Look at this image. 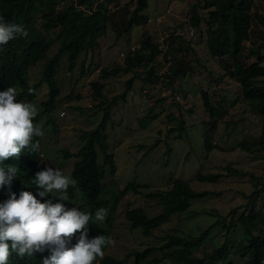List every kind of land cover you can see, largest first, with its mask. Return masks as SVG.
I'll list each match as a JSON object with an SVG mask.
<instances>
[{
  "label": "rangeland",
  "instance_id": "1",
  "mask_svg": "<svg viewBox=\"0 0 264 264\" xmlns=\"http://www.w3.org/2000/svg\"><path fill=\"white\" fill-rule=\"evenodd\" d=\"M83 0H61L59 7L76 5L78 10L89 13V5H79ZM95 0L93 8L100 2ZM149 7L145 14L154 21L141 27H135L131 34L119 36L120 23L132 16L136 3L131 0H113L108 5L110 10L108 33L101 39L100 46L94 51L82 54L73 71L69 70L68 54L60 61L56 78L60 87V97L56 108L51 113L44 110L49 88L43 84L42 72L46 62L58 51L55 44L48 53L47 60H42L28 72V84L35 87L36 98L30 100L40 114L38 124H42L43 137H40L38 153L41 168H59L68 176L76 163V158H66L62 150L75 153L83 145V132L96 129L104 116L103 102L111 104V119L106 133L108 134L109 153L113 156L117 171L111 174L106 167L104 179L105 196L111 190L124 189L130 183L147 185L142 193H128L117 206L111 231L112 244L105 255L116 259H124L135 252L145 251L151 247H161L168 242V237L175 235L182 238L198 236L210 226L213 227L204 244L195 249L184 264H207L212 252L227 243L231 247L230 260L218 264H243L248 256L237 252V247L244 240L237 219L246 214L254 205L256 210L264 214V161L258 154L242 150L240 145L257 146L264 140V117L252 110V105L242 99L240 85L232 77L226 60L211 56L208 47L206 20L209 11L205 6L213 0H148ZM128 6L125 14L124 7ZM201 15L200 29L191 24L193 8ZM253 12H264V0H258ZM160 20V21H158ZM150 19H148V22ZM42 20H37L40 28ZM194 36H190V31ZM185 33L181 46L173 48L175 73L162 77L153 84L145 80L143 67H134L131 73L122 72L108 78L101 77L103 68L114 66L125 68V58L129 52L140 47L143 36L152 35L153 42L161 44L163 38L171 32ZM57 31L47 33L48 40L54 41ZM263 44V45H262ZM248 48L257 46L258 53L264 56V25L254 19L253 36ZM248 54V51L246 52ZM255 57L248 63L255 62ZM158 66L160 73H166L165 64ZM264 65V64H263ZM167 77H171L167 80ZM133 81L131 90H127L128 82ZM93 82L103 85L101 99L92 89ZM264 86V79L259 81ZM17 101H20L19 88ZM127 91L125 99L114 100ZM202 92L209 94L216 112V130L211 139L213 151L205 148L206 125L212 119L211 113L204 105ZM177 97H180L178 99ZM176 120L184 122V131H171L178 126ZM149 122L148 127L143 124ZM157 147L151 149L156 142ZM99 162L104 164V156L99 152ZM243 172L222 178L219 182H200L196 175L202 173L229 174L226 168ZM175 179L190 182L192 189L198 193L211 192L193 201L188 214L176 216L171 222L154 230L147 237L141 229H132L127 220V212L142 208L150 218L162 211L159 201L148 197L152 192H166L173 186ZM59 196V193H56ZM72 206L87 205L80 192L76 193L73 202L64 201ZM232 219L235 224H232ZM218 222V223H217ZM263 234L264 225L256 233ZM174 247L173 250H175ZM164 251H157L142 264H174L165 256ZM133 255L125 264H133Z\"/></svg>",
  "mask_w": 264,
  "mask_h": 264
},
{
  "label": "trees",
  "instance_id": "2",
  "mask_svg": "<svg viewBox=\"0 0 264 264\" xmlns=\"http://www.w3.org/2000/svg\"><path fill=\"white\" fill-rule=\"evenodd\" d=\"M61 0H0V16H4L7 22L24 25L29 35L27 37L18 36L9 41L6 45L0 46V92L5 91L8 87L19 88V98H28L34 100L36 98V91L41 87V84L30 87L28 84L29 70L39 64L40 61L45 60L53 45H58L57 53L50 58L42 72L43 84L47 83L49 92L47 100L44 102V111L51 113L58 103L60 97V87L56 75L61 59L65 54H68L69 70L73 71L79 57L88 52L94 51L100 46L101 39L104 38L109 30V13L108 5L112 4L113 0H105L100 2L96 9L93 8L95 0H83L79 5L88 4L89 13L83 10H78L76 5H71L66 8L59 7ZM258 0H213L206 4L209 11V16L206 20L208 33V47L212 57L226 60V65L232 72V77L241 87L242 99L246 103L252 105V110L264 117V86L259 83L264 79V56L258 53L257 46L248 48L253 36L254 19H259L264 25V12H253ZM136 3L129 19L125 17V26L121 23L119 36L130 35L135 27H141L154 21L149 18L145 11L149 7L148 0H131V3ZM128 6L124 7L125 14ZM42 20V24L37 27V20ZM148 19L150 21L148 22ZM201 15L194 6L191 24L195 29H200ZM153 23V22H152ZM50 31H57L54 41L48 40L47 33ZM169 38L165 43H169L171 51L174 54V47L179 43L178 49H184L181 46L183 36L175 35V31L168 35ZM263 45V44H262ZM248 51V54L246 53ZM161 51L159 44L153 42V36H143L141 38L140 47L134 52H129L125 58V68L121 66H114V68H103L101 70V77L108 78L113 74H120L123 71L131 73L134 67H143L146 74L145 80L153 84L160 80L158 73V66L161 63L158 61V56ZM255 57V62L248 63L249 59ZM166 59V58H165ZM47 60V59H46ZM175 60H173L170 67V74H165L163 77L175 73ZM171 77H167L169 80ZM133 81L128 82L127 90H131ZM29 89L34 90L33 94H29ZM92 89L99 98H103V85L100 82H93ZM127 91L117 96L114 100L119 98L125 99ZM204 105L211 113V120L206 125L205 148L208 153L213 151L211 139L216 130V112L211 103L209 94L202 92ZM180 99V97H179ZM103 102L105 106L104 116L99 126L92 130L83 132L80 136L83 140V145L77 152L71 153L68 150H62L66 158H76V163L72 170L70 177L77 181L76 187H69L67 190V197L70 202L76 198V193L80 192L87 201V205L72 206L63 202L68 209L77 207L81 211L94 214L97 208L103 207L107 210V216L103 222H96L89 224V239L104 235L111 238V231L116 214L117 206L123 197L128 193H135L137 195L142 193L143 189H147V185L130 183L124 189L111 190L108 197L105 196L104 179L106 175V167L109 166L111 174H115L117 167L113 156L109 153L108 148V134L106 127L111 119V104ZM40 114L34 118V123L38 124ZM176 121V118H173ZM149 122L143 124L148 127ZM184 122L179 121L178 126L171 130L184 131ZM264 133V128H263ZM264 135V134H263ZM40 142V137H34V141ZM160 142H156L154 147H157ZM242 150L248 153H262L264 152V140L260 141L257 146L247 144L240 145ZM99 152L104 156V164L99 162ZM257 158L264 161V155L258 154ZM5 165L15 166L19 171L16 178L12 182L11 189L8 186L0 188V203H4L10 198V192H15L17 198L22 191H29L36 195L37 199H41L38 195L40 189L32 183L35 174L42 171L38 153H29L27 149L22 150L19 158H10L6 160ZM226 171L229 174H202L196 175L197 181L200 182H219L224 177L232 175H242L243 172L232 170L227 167ZM211 192L198 193L194 191L189 181L175 179L173 186L166 192H152L148 197L156 199L162 206V211L155 217L150 218L142 208H136L127 212V220L131 224L132 229H141L143 234L147 237L152 236L153 231L168 224L176 216H183L188 214L193 201L212 195ZM51 199L53 203L60 202L58 198L49 194L41 202ZM239 228L244 235V240L237 247V252H242L248 256L243 264H260L264 258V236L256 233L264 225L263 212L256 210L254 205L246 214H241L236 220ZM232 224L235 222L232 219ZM218 223V222H217ZM210 226L198 236H190L189 238H182L175 235L169 236L168 242L161 247H151L145 251L135 252L126 256L124 259H116L112 256L105 255L109 246L103 249L104 256L99 257L94 264H125L133 255H135V262L133 264H142L151 255L157 251H164V257L171 259L174 264H184L191 257L193 251L201 247L210 235L213 227ZM79 233H77L68 243V247H73L78 242ZM112 240V239H111ZM174 247L175 250H173ZM51 250L46 248L43 251L35 252L31 256L20 258L17 254L12 253L8 264H43L46 257H50ZM231 256V247L224 243L221 247L212 252L211 258L207 264L227 263ZM157 264L162 260L155 259Z\"/></svg>",
  "mask_w": 264,
  "mask_h": 264
},
{
  "label": "clouds",
  "instance_id": "3",
  "mask_svg": "<svg viewBox=\"0 0 264 264\" xmlns=\"http://www.w3.org/2000/svg\"><path fill=\"white\" fill-rule=\"evenodd\" d=\"M28 35L24 25L7 22L0 16V46ZM33 91L29 89V94ZM17 97L13 87L0 92V188L11 189L19 171L4 162L19 158L24 149L39 153L40 143L34 137L44 135L42 124L34 123L36 105L20 98L17 101ZM32 183L40 189L41 199L51 194L60 202L53 203L51 199L41 202L29 191H22L19 198L10 192V198L0 203V264H8L12 253L24 258L46 248L51 250V255L43 264H94L98 257L102 259L103 249L112 240L104 235L89 239V224L103 222L107 210L100 207L92 214L77 207L68 209L63 202L67 201V190L76 187L77 181L59 168L47 167L37 172ZM77 233L78 242L69 248L68 243Z\"/></svg>",
  "mask_w": 264,
  "mask_h": 264
},
{
  "label": "built area",
  "instance_id": "4",
  "mask_svg": "<svg viewBox=\"0 0 264 264\" xmlns=\"http://www.w3.org/2000/svg\"><path fill=\"white\" fill-rule=\"evenodd\" d=\"M160 21V20H158ZM175 35L178 36V35H181V36H185V33L183 34L182 32H175ZM189 35L190 36H194V32L191 30L189 32ZM169 38V36H166L165 38H163L159 48H160V55L158 56V61L160 63H163L165 64L166 68H167V72L166 73H160V71H158V75L160 76V78H162L165 74H170V67L172 65V62H173V53L171 51V47H170V44L169 43H165V40ZM166 58V59H165ZM179 99V97H177ZM260 264H264V258L261 260V263Z\"/></svg>",
  "mask_w": 264,
  "mask_h": 264
}]
</instances>
